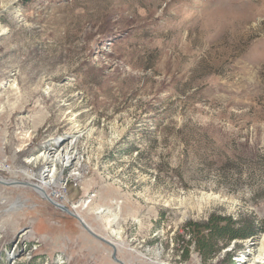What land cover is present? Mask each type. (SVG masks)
Here are the masks:
<instances>
[{
    "label": "rangeland",
    "instance_id": "obj_1",
    "mask_svg": "<svg viewBox=\"0 0 264 264\" xmlns=\"http://www.w3.org/2000/svg\"><path fill=\"white\" fill-rule=\"evenodd\" d=\"M73 133L85 166L57 164L64 205L125 264H241L264 237V0H0V176L37 183L28 158ZM211 213L259 229L186 256L183 226ZM35 259L119 264L32 186L0 183V264Z\"/></svg>",
    "mask_w": 264,
    "mask_h": 264
},
{
    "label": "bare ground",
    "instance_id": "obj_2",
    "mask_svg": "<svg viewBox=\"0 0 264 264\" xmlns=\"http://www.w3.org/2000/svg\"><path fill=\"white\" fill-rule=\"evenodd\" d=\"M15 6H16L15 4H12L10 8L14 9ZM80 134L81 133H73L71 135V138L67 142H65V144H62L59 148L56 149H53L51 147L46 148L37 155H33L28 158V162L37 163L39 161H43L45 163V168L43 169V172L40 173L37 183H33V184L40 186L45 191L46 194L41 190L34 188L46 199L47 196H50L53 200L56 201V198L52 194L53 190L48 191V189H51L52 187H56V190L59 191L57 187L59 186L61 176L57 183V176L59 175L56 167L58 163L60 164L67 163L70 167H73L72 169L73 171L81 169L85 166V164L80 160V157L78 156V151L75 148L76 140L80 136ZM20 171L23 172L28 178L29 177L31 179L35 178V173L29 172L28 169L27 170L21 169ZM73 174L78 175L79 173L74 172ZM4 182H8V181H6V179L0 176V183L4 184ZM84 203L85 206L88 205L87 204L88 201H84ZM77 206L78 205H73L71 210L76 208ZM102 211L103 209L100 208L99 210H97L96 213L101 214ZM81 217L83 218L84 221H86L83 216ZM114 231L117 238L122 239V230H114ZM18 243L19 241L17 240L14 242L12 250L18 246ZM237 260L241 261V264H264V237L259 241L251 242V244L249 245L248 252L242 254L240 257H237Z\"/></svg>",
    "mask_w": 264,
    "mask_h": 264
},
{
    "label": "trees",
    "instance_id": "obj_3",
    "mask_svg": "<svg viewBox=\"0 0 264 264\" xmlns=\"http://www.w3.org/2000/svg\"><path fill=\"white\" fill-rule=\"evenodd\" d=\"M183 228L185 234L190 236L188 241H183V252L189 255L193 245L203 262L215 258L233 240L252 237L259 229L257 225L245 223L231 215L217 213H211L204 221H188ZM34 262L38 263L37 259L31 264Z\"/></svg>",
    "mask_w": 264,
    "mask_h": 264
},
{
    "label": "water",
    "instance_id": "obj_4",
    "mask_svg": "<svg viewBox=\"0 0 264 264\" xmlns=\"http://www.w3.org/2000/svg\"><path fill=\"white\" fill-rule=\"evenodd\" d=\"M14 183H23L25 185H29V186H32L33 188L35 189H38V190H41L42 192L45 193V191L38 185H35L33 183H30V182H16V181H13V182H4V184H14ZM33 184V185H32ZM46 194V193H45ZM47 200H49L53 205H55L56 207L62 209L63 211L67 212L68 214H70L71 216L75 217L80 223L81 225L83 226V228L88 232L90 233L93 237H95L96 239L106 243L107 245H109L111 248H112V257L113 259L119 263V264H125L121 259L118 258V249H117V245L111 241L110 239L104 237V236H101L99 235L97 232H95L84 220L83 218L78 214L76 213L75 211H72L68 206L62 204V203H59L55 200H53L50 196H47ZM16 241V240H15ZM14 241V242H15ZM14 244V243H13ZM12 247L13 245L11 246V250L10 252H12ZM22 251V249H21ZM20 251V252H21ZM17 254V253H16ZM19 254V253H18ZM16 255V256H19V255ZM13 257H9V263L12 261Z\"/></svg>",
    "mask_w": 264,
    "mask_h": 264
},
{
    "label": "built area",
    "instance_id": "obj_5",
    "mask_svg": "<svg viewBox=\"0 0 264 264\" xmlns=\"http://www.w3.org/2000/svg\"><path fill=\"white\" fill-rule=\"evenodd\" d=\"M58 165L61 167V170H62V167L64 166V168L65 167H67V166H69L67 163H64V164H60V163H58ZM72 168V167H71ZM62 179V178H61ZM60 179V184L61 185H63V188H67V180H65V181H62ZM58 189H59V186L57 187ZM52 194H53V196L56 198V201L57 202H59V203H63V204H65V201L64 200H66V196H65V194H64V192L62 191V190H60L59 189V191H57L56 189L52 192Z\"/></svg>",
    "mask_w": 264,
    "mask_h": 264
}]
</instances>
